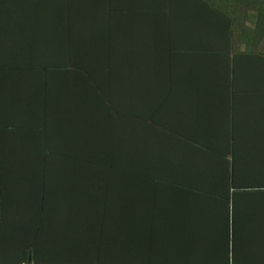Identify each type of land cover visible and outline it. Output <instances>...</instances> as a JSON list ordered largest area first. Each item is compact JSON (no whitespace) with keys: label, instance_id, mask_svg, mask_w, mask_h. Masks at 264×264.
Here are the masks:
<instances>
[{"label":"trees","instance_id":"16d2710c","mask_svg":"<svg viewBox=\"0 0 264 264\" xmlns=\"http://www.w3.org/2000/svg\"><path fill=\"white\" fill-rule=\"evenodd\" d=\"M166 1L0 0V264H264V127L173 93L222 53L264 77V0Z\"/></svg>","mask_w":264,"mask_h":264},{"label":"crops","instance_id":"0c3cea01","mask_svg":"<svg viewBox=\"0 0 264 264\" xmlns=\"http://www.w3.org/2000/svg\"><path fill=\"white\" fill-rule=\"evenodd\" d=\"M165 2L168 3V1L166 0ZM172 2L174 3L175 0H173ZM120 7L121 6L119 5V3H114L110 11L111 16L118 17V22L123 19L122 11ZM88 20L91 19L89 18ZM87 31H91V29H88ZM169 31L168 32L166 31L165 33V36H167V38H169V34H171L169 33ZM245 49H246V45L243 44V50ZM171 51H172V45L168 43V45L165 46V49L162 51V53L159 52V55L166 54ZM175 55L176 53L172 55L159 56V58L157 59L161 60L166 64L168 71L172 69L174 66L178 67L179 61H182L183 63L182 57H177L175 59L174 57ZM226 55L228 54L222 53V55L218 57L217 60L214 59L213 63L204 64V66H202L201 61H199L202 66V70L195 69L196 63L198 61L196 63L195 61H191L193 63L190 64L188 68L181 67L180 69L187 71V76L191 75V78H188L184 82L183 86H179V85L175 86V90L173 91V93L175 94L176 105L181 107L185 113H188L189 116L199 114L198 112L199 108L200 110H207L206 108L203 107L191 106L192 105L191 93L196 91L200 94L208 95L206 99L208 104H211L210 102H208V99H212V97L210 96H214V99H212V103H214L216 106V112H215L216 118L220 119L218 121H220L222 127L224 128L223 132H220L221 134L228 131L229 129L228 127L232 122H237L241 124V126H245L247 128H253L258 124H261L264 127V77L256 73V70H254V62H252L251 64V69H250V64H247V66H237V68H235L234 70V64H231L229 62L232 58L228 57L230 55L228 56ZM154 56L156 57L157 54H154L153 57ZM168 56L171 57V60L169 62L164 60ZM236 60L238 64L240 62V59H236ZM234 71L235 73H237V77H236L237 86L231 87L229 90H222L220 87L216 86L215 83H211V79L208 76V73H210L214 77H218L220 83H224L226 78L229 79L232 78ZM176 74H179L177 70H176ZM196 77H199V79H196ZM63 87L64 86L61 85L60 89L64 92L65 87L64 88ZM60 89L51 88V94L42 95L39 99V102L41 103L45 101V99H50L51 101V99L55 95L56 97L60 95V93H58V92H62ZM15 96H20V95H15ZM13 106L17 107L16 104H14ZM81 111H84L87 117L92 113H94L93 109L90 107H87L86 110L82 109ZM227 111L229 112L228 114ZM13 112L16 115H18L16 110H13ZM81 116L82 118H84L82 114ZM185 123L187 125L186 120ZM88 134L89 133H86V137ZM187 134L188 131L186 133V136ZM187 145L189 144H180L178 147L182 152L183 156H185L184 153L185 146L187 147ZM184 159H188V158L185 157Z\"/></svg>","mask_w":264,"mask_h":264}]
</instances>
